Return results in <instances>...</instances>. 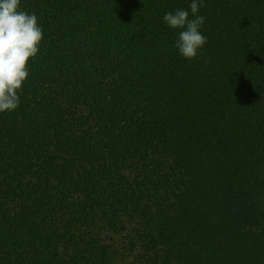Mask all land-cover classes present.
Instances as JSON below:
<instances>
[{
	"label": "trees",
	"instance_id": "obj_1",
	"mask_svg": "<svg viewBox=\"0 0 264 264\" xmlns=\"http://www.w3.org/2000/svg\"><path fill=\"white\" fill-rule=\"evenodd\" d=\"M190 2L21 0L43 40L0 113V264H113L104 233L264 264V0H205L187 60L162 17Z\"/></svg>",
	"mask_w": 264,
	"mask_h": 264
},
{
	"label": "clouds",
	"instance_id": "obj_2",
	"mask_svg": "<svg viewBox=\"0 0 264 264\" xmlns=\"http://www.w3.org/2000/svg\"><path fill=\"white\" fill-rule=\"evenodd\" d=\"M21 0H0V113L16 110L19 92L29 77V61L40 51L43 28L35 13L21 10ZM205 0H191L188 9L166 12L163 22L177 31L174 47L184 59H195L207 44L203 34Z\"/></svg>",
	"mask_w": 264,
	"mask_h": 264
},
{
	"label": "rangeland",
	"instance_id": "obj_3",
	"mask_svg": "<svg viewBox=\"0 0 264 264\" xmlns=\"http://www.w3.org/2000/svg\"><path fill=\"white\" fill-rule=\"evenodd\" d=\"M133 223H129V230L133 227ZM132 232H130L131 235ZM129 236V235H128ZM128 236L124 234L104 233V241L111 244L116 250L118 256L113 264H157L151 256H146L139 249L133 252L128 251Z\"/></svg>",
	"mask_w": 264,
	"mask_h": 264
}]
</instances>
